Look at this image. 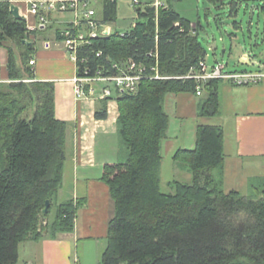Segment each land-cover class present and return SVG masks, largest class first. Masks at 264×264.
Segmentation results:
<instances>
[{"label": "trees", "instance_id": "obj_1", "mask_svg": "<svg viewBox=\"0 0 264 264\" xmlns=\"http://www.w3.org/2000/svg\"><path fill=\"white\" fill-rule=\"evenodd\" d=\"M100 1L102 21H115L116 0ZM206 1L235 12L242 0ZM152 2L137 8L138 18L128 31L114 30L86 45L91 74H113L114 63L133 57L148 64L157 60L159 73L169 76L142 79L135 93L115 97L119 153L126 156L103 165L101 179L114 202V214L100 264H264V181L252 184L247 193L224 190L221 125H197L194 146L173 155L176 164L191 173V182L174 180L172 192L161 189L162 140L169 124L164 97L185 92L197 96L193 79L176 77L205 59L206 51L198 39V18L192 33V20L170 4L156 11ZM10 4L0 0V45L9 43L11 79L0 83V264H17L20 245L39 241L46 230L51 237L72 232L80 204L73 199L56 202L67 121L55 114L54 83L33 79L29 64L46 29H28L25 18L10 13ZM261 8L264 11V3ZM205 10L207 14L210 7ZM177 21L183 31L174 26ZM151 50L157 58L147 55ZM260 61L264 67V55ZM27 77L32 80L24 81ZM222 80L205 84L199 116L219 114ZM106 100H98L95 118H106ZM46 200L50 205L44 213Z\"/></svg>", "mask_w": 264, "mask_h": 264}, {"label": "crops", "instance_id": "obj_2", "mask_svg": "<svg viewBox=\"0 0 264 264\" xmlns=\"http://www.w3.org/2000/svg\"><path fill=\"white\" fill-rule=\"evenodd\" d=\"M1 1L15 3V0ZM146 1L148 0H143L142 5L135 7V11L138 7H144ZM164 1L186 19L191 20L188 15L195 8L198 15L199 0ZM16 5L19 6L20 13L27 16L28 24L36 23L37 18L29 13L24 3ZM96 10L101 17L100 0L96 4ZM136 20L123 32L128 31ZM65 24V19L50 16V23L42 28L46 29L45 33L39 36L32 56L35 59L33 79L54 83L55 114L59 119L67 121L66 158L62 185L58 190L56 202L73 199L78 200L80 204L72 232L58 233L55 237L43 235L39 241L27 240L25 245L23 242V247L20 245L17 264H84L83 245L87 241L93 244L94 264H100L106 247L108 223L114 214V202L101 175L103 165L112 162L110 157L118 159L120 154L116 124L119 114L117 99H107V116L97 119L94 113L98 100L77 99L74 96L72 78L75 75V66L68 59L63 47L54 39L55 29ZM44 40H50L52 46L45 48ZM8 44L0 45V83L11 80L8 74ZM56 45H60V48L53 49ZM247 55L246 52L240 54L239 61L250 67L263 66L260 59L264 53L259 58L250 53ZM222 94L224 98L220 96V110L216 115L222 119L216 124L221 125L224 130L223 188L225 191L238 190L247 193L252 184L264 181V80L239 87L222 80L219 84V95ZM212 117L215 116L202 118ZM111 137L113 145L106 152L104 145ZM194 143L174 147L172 157L177 149L192 148ZM171 145L169 141L167 146ZM111 154L113 156H110ZM175 166L177 172H185V178L191 181L189 171L179 168L177 164ZM21 248L24 257L21 256Z\"/></svg>", "mask_w": 264, "mask_h": 264}, {"label": "rangeland", "instance_id": "obj_3", "mask_svg": "<svg viewBox=\"0 0 264 264\" xmlns=\"http://www.w3.org/2000/svg\"><path fill=\"white\" fill-rule=\"evenodd\" d=\"M263 3L264 0H242L236 11L231 12L229 7L216 9L211 7L206 0H199L198 15H196V8L193 11H190L188 8L190 11L189 18L192 21H196L198 18L201 23V27L198 29V39L206 51L205 61L208 66L212 65L215 61H220L226 63L227 68L230 70L239 71L256 67L254 65L250 67L247 64L241 63L239 56L246 52V56H248L247 53H250L252 56L259 58L264 53V11L261 8ZM117 4L116 19L113 23L110 22L109 24L113 30L123 32V30L130 27L132 21L138 18L135 11L136 5H132L131 0H117ZM206 7H210L207 14H205ZM214 15H217L218 20H214ZM51 17H60L61 19H65L67 23L72 20L73 15L69 12L53 11ZM59 44L62 46L61 43ZM60 45L53 46V49L60 48ZM96 86L99 87L100 84L97 83ZM220 96L224 98L223 94ZM203 97H205L204 92L199 96L187 92L178 94L167 93L165 96L163 106L169 117V124L166 138L162 140V155L164 159L161 163L160 181L163 192L168 193L173 191L172 182L174 180L191 182L185 178V172H177L176 170V162L172 157L174 147H184L189 142H195L198 124H216L221 122V116L202 118L198 115V105ZM221 110L224 112L223 109ZM112 138L107 140L104 145L106 152L113 145ZM169 141L172 143L170 147L167 146ZM110 156H113V154ZM125 156L123 152V154H119L118 159L115 157L110 158L112 161H122L125 159ZM261 183L259 182L258 184ZM53 214L54 209H52L47 219L51 220ZM43 235H49L48 230L44 231ZM25 243L27 241L24 242V245ZM83 247L85 250L83 251L82 249V262L84 264H94L93 244L87 241ZM21 254L24 257L22 248Z\"/></svg>", "mask_w": 264, "mask_h": 264}, {"label": "built area", "instance_id": "obj_4", "mask_svg": "<svg viewBox=\"0 0 264 264\" xmlns=\"http://www.w3.org/2000/svg\"><path fill=\"white\" fill-rule=\"evenodd\" d=\"M99 0H15L17 4L24 3L30 14L37 18L35 24H28V29L45 28L50 23L53 11L72 13L73 18L60 28L55 41L61 43L70 61L75 66V75L72 78L73 93L77 99H110L123 93H135L142 79L168 78L158 71V61L148 64L143 60L128 57L120 63H114L117 72L113 74L101 71L91 74L92 67L89 64L87 46L93 39L109 36L114 32L109 22L102 21L98 16L96 4ZM14 3V4H15ZM132 5H142L141 0H131ZM145 5V3H144ZM158 11L165 7L164 0H153L150 4ZM18 6V5H17ZM19 7V6H18ZM23 15V14H22ZM174 26L184 30L179 21ZM196 24L190 21L188 30L193 33ZM50 40H44L43 46L50 48ZM148 56L157 58L156 51H149ZM29 64L33 67L35 59L31 57ZM226 63L215 61L208 66L205 59L200 60L196 66L189 68L186 74L177 76L181 79H193L196 82L195 93L197 96L204 91L205 84L211 79L227 80L236 86H245L260 83L264 80V67L244 70H230ZM31 81L32 78H25ZM97 83L100 84L97 87Z\"/></svg>", "mask_w": 264, "mask_h": 264}, {"label": "water", "instance_id": "obj_5", "mask_svg": "<svg viewBox=\"0 0 264 264\" xmlns=\"http://www.w3.org/2000/svg\"><path fill=\"white\" fill-rule=\"evenodd\" d=\"M9 11L10 13L17 19H24V15H22L19 11V7L14 4V3H11L10 6H9ZM23 42H25V40H23ZM27 44H30V42H27ZM49 205H50V201L49 200H46L45 201V207L43 209V212L46 213L49 209Z\"/></svg>", "mask_w": 264, "mask_h": 264}]
</instances>
